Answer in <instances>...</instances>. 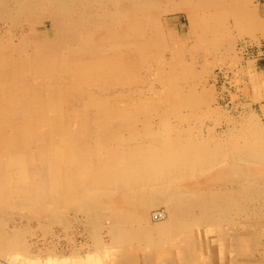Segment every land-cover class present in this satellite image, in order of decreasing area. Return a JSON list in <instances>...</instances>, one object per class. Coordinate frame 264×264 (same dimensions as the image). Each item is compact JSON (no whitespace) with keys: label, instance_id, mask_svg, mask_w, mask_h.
Instances as JSON below:
<instances>
[{"label":"bare ground","instance_id":"obj_1","mask_svg":"<svg viewBox=\"0 0 264 264\" xmlns=\"http://www.w3.org/2000/svg\"><path fill=\"white\" fill-rule=\"evenodd\" d=\"M43 1L2 0L0 7L22 10L20 4L27 3L44 7ZM156 1L101 0V12L92 16L84 15L89 8L84 4L72 13L56 10L54 17H67L52 18L56 35L52 39L44 31L36 34L24 47L39 50H25L19 60L6 52L14 50L12 34L0 36L2 255L13 260L30 255L28 261L37 260L27 249L28 223L38 221L48 232L50 224L69 227L64 220L68 212L75 220L82 216L90 234L95 232L98 248L85 250L74 239L72 256L50 254L44 258L46 264H67L68 259L71 264H264V212L249 205L251 201L259 205L264 198V141L244 135L243 140L249 141L246 148L235 146L229 152L221 146L209 147L191 131L187 136L188 129L178 128L177 134L166 121L159 128L148 123L138 127L136 110L123 107L132 101L124 93L108 101L110 92L103 87L126 77L127 60L134 53L142 58L146 47L151 48L149 55L154 54L157 36L150 34L156 31L145 33L143 22L154 20L149 10ZM222 6L223 0H198L192 10L205 14ZM12 13L5 10L1 18L10 19ZM111 40H116L114 48L107 46ZM76 63L81 67L78 72ZM86 72L112 81H103L96 97L81 86L75 91L76 84L87 83ZM85 94L88 99L82 97ZM114 112L127 130L117 136L116 130L109 129L114 117L109 115ZM230 154L237 160L231 166L224 163ZM160 203L166 208V219L156 212L153 218L160 222L151 225L148 211ZM238 203L249 205L245 213H234ZM13 215L27 221L17 225L20 222ZM105 220L110 224L103 226ZM224 225L231 232H224ZM250 239L254 246L246 253ZM166 245L168 250L160 251ZM135 246L157 251L152 253L151 248L141 257Z\"/></svg>","mask_w":264,"mask_h":264},{"label":"rangeland","instance_id":"obj_2","mask_svg":"<svg viewBox=\"0 0 264 264\" xmlns=\"http://www.w3.org/2000/svg\"><path fill=\"white\" fill-rule=\"evenodd\" d=\"M100 1L44 0L42 2L44 7L38 3L35 6H29L28 3L20 4L22 10L12 5L8 6H11L9 9L0 7V36H7L8 31L13 38V43L11 42L10 45L14 50L12 52L6 50V52L12 53L19 60L25 50L31 52L34 50V46H30L32 47L30 50L28 45L24 47V43L26 44V41L31 43L36 34L44 31L52 39L56 35L52 27V18L67 19L65 15L54 17L56 10L65 14L72 13L84 4L89 7L87 10L84 9V15L92 16L94 12H101ZM195 1L198 0H158L150 6L149 16L155 15L154 20L149 22L145 19L143 27L145 33H150L151 29L156 31L155 34H150L157 36V39H154L156 43L152 44L154 54L149 55L148 51L151 48L146 47L147 53L142 54V58L134 53L132 59L127 60L126 77L119 75L114 86L103 87L110 92L108 101L110 102L113 95L124 93L126 98H131L132 101L123 107L136 110V116L139 117L138 127L141 128L142 124L148 123L159 128L163 127L160 122L166 121L175 128L177 134L178 128L188 129L185 131L187 136L191 131L201 141H206L204 143H208L209 147L221 146L229 149V152L235 146L246 148L249 141L243 140L244 135L245 138L255 137L264 141V0H223L222 8H209L205 14H202L204 11L192 10ZM64 3L66 5L62 6ZM2 5L4 4L0 0V6ZM45 9L52 14L47 15ZM5 10L13 12L10 19L1 18ZM23 12L27 15L24 16ZM237 14H241L243 19H238ZM115 43L116 40H111L107 46L114 48ZM37 50L38 47L34 51ZM75 68L74 70L78 72L81 67L76 63ZM3 70L0 61V73ZM65 70L68 71L64 68ZM84 79L87 83L76 84L75 91L83 87L86 93H95V97L99 96V88L102 87L103 81L106 80L105 83L112 81L111 77L108 80L105 75L92 72H86ZM28 80L31 81L29 78ZM59 90L61 93L66 91ZM82 97L89 98L87 94ZM10 107H7V111ZM116 113L109 115L114 116L111 117L113 120L109 129L116 130L115 136L127 132L126 127L120 125V121L116 119ZM103 119L105 118L101 120ZM124 119L126 120L125 116ZM92 132H95L93 127ZM252 134L255 135L251 136ZM215 140L218 144L214 142ZM234 162L237 160L231 157V154L224 161L229 166ZM263 199L260 200L259 205L256 201H251L252 204L249 205L261 207L263 210L261 208L260 210L264 212ZM249 205L238 203L234 207V213H245L243 209ZM163 206L164 204L160 203L149 209L147 220L151 225L160 222L153 218L156 212L164 214L161 220L166 219V208ZM24 213H28L27 217L29 216L28 211ZM75 217L66 212L64 220L69 221V227L58 223L50 224L49 232L38 221L29 222L31 228L27 235V249L33 259L37 257L38 259L28 261L30 255L23 257L21 255L17 260H13L8 255L0 253V264H46L44 258L54 253L64 254L69 258L74 253L75 245L72 243L74 239L78 247L97 250L98 246L93 240L96 236L95 232L91 231L90 234L80 214L77 215L76 220ZM13 219L20 222L17 225L25 224L27 221V218H21L19 221L15 215ZM108 223L110 224L109 220L102 221L103 226ZM8 226L12 227V224ZM224 228V232H231L227 225H224ZM104 231L101 236L109 242L110 237ZM48 235L52 240L48 241L49 239L46 238ZM56 237H60L57 238L59 241H56ZM253 246L254 241L250 239L245 252L252 250ZM61 248L64 253L59 252ZM155 248L140 250L135 246L134 251H137L139 256L145 257L150 250L152 253L156 252ZM54 249L57 252H54ZM159 249L168 250V247L166 245ZM42 259L43 262H40ZM71 260L68 259L67 264H71ZM116 262L120 263L117 260Z\"/></svg>","mask_w":264,"mask_h":264}]
</instances>
